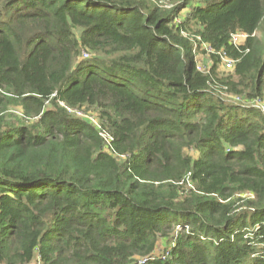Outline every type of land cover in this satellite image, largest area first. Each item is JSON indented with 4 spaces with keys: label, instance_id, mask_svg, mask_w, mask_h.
Instances as JSON below:
<instances>
[{
    "label": "trees",
    "instance_id": "trees-1",
    "mask_svg": "<svg viewBox=\"0 0 264 264\" xmlns=\"http://www.w3.org/2000/svg\"><path fill=\"white\" fill-rule=\"evenodd\" d=\"M170 3L0 0V264H264V0Z\"/></svg>",
    "mask_w": 264,
    "mask_h": 264
},
{
    "label": "rangeland",
    "instance_id": "rangeland-1",
    "mask_svg": "<svg viewBox=\"0 0 264 264\" xmlns=\"http://www.w3.org/2000/svg\"><path fill=\"white\" fill-rule=\"evenodd\" d=\"M169 1H171L172 4H175L176 1H179V0H168V2H169ZM171 3H170V4H171ZM187 11H188V10H187ZM187 11L185 10V11L183 12V15L181 16V18H182L181 21H183V18H184L185 15L187 14ZM178 20H179V18H178ZM241 38H242V37H241ZM201 51H202V52H201ZM201 51L198 52V53L196 54V57H197V59H198V61H199V64L202 65V66H207V69H208L209 66L212 65L213 59H212L210 53H206V52H204V51H206L205 48H204V49H201ZM219 58H220V64H219L218 69H219L220 73H222V74H228V73H230V72H229L230 70H228V69L226 68V66L224 65V61H223L222 55H221ZM232 98H233L234 100H243L242 98L238 97L237 95H232ZM243 101H244V100H243ZM253 103H255V104H249V105L264 110V101L256 100V101H253ZM83 117L88 118V117L85 116V115H84ZM89 118H90L91 120H94V119H95L94 116H92V115H90Z\"/></svg>",
    "mask_w": 264,
    "mask_h": 264
},
{
    "label": "built area",
    "instance_id": "built-area-1",
    "mask_svg": "<svg viewBox=\"0 0 264 264\" xmlns=\"http://www.w3.org/2000/svg\"><path fill=\"white\" fill-rule=\"evenodd\" d=\"M179 23H181V19H179ZM242 37V38H241ZM245 38V34H241V33H236V34H234L233 35V42L235 43V44H238L242 39H244ZM203 47H205L204 45H203ZM196 48H198L197 46H195V51H196ZM203 49V48H202ZM221 55H222V58H223V61H224V65L226 66V68L228 69V70H232L233 69V67H234V60H232L231 58H229L228 56H226L225 54H223V53H221ZM106 137L108 138V141H109V139H110V137L106 134Z\"/></svg>",
    "mask_w": 264,
    "mask_h": 264
}]
</instances>
